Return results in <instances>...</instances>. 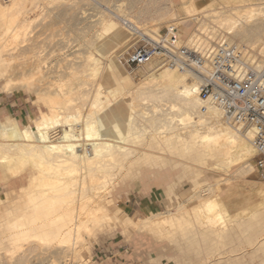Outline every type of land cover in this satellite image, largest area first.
I'll use <instances>...</instances> for the list:
<instances>
[{"label": "bare ground", "instance_id": "bare-ground-1", "mask_svg": "<svg viewBox=\"0 0 264 264\" xmlns=\"http://www.w3.org/2000/svg\"><path fill=\"white\" fill-rule=\"evenodd\" d=\"M150 1L131 0L129 5L119 1L110 8L109 5L104 7L106 10L96 19L99 29L95 27L89 46L106 60L115 49H125L129 39L120 23L121 17L149 29L171 23L167 28L180 31L181 36L179 41L175 31V45L183 39L186 45L202 49L219 43L229 48L237 45L233 39H213V35L220 36L224 32L240 42L238 47L243 53L244 67L256 71L263 69L264 0H234L231 3L224 0V4L215 0L202 6L195 0H178L179 15L169 9L165 11L166 7L139 5ZM169 1L172 5L175 3ZM36 3L38 0L0 1V93H25L37 108V117H30L32 126L16 121L11 114L0 119V174L12 172L11 177L4 180V197L0 195V264H25L29 254L45 255L51 250L56 255L72 254L75 257L85 239L95 237L103 226H119L130 233L127 238L131 240L147 230L156 232L174 225L180 229L189 226L193 241L187 240V245L194 251L201 250L200 241L205 243L206 250L211 242L213 246L215 239L216 242L228 241L237 230L235 227L243 226L240 230L242 239L247 240L249 246H263L264 186L247 187L252 196L246 199L245 206L229 212L217 199L221 181L199 186L198 180V185H193L192 196L179 202L174 211L154 210L135 219L121 217L108 197L113 183L124 180L136 160L162 156L150 150H139L137 145L166 153L167 149H181L190 159L204 165L205 170V166L211 167V171L213 167H219L237 180L239 176L246 177L254 172L253 132L229 124L218 107L202 103L198 97L202 80L188 70L163 68L152 63L148 74L134 85L127 71L119 69L112 59L101 79L95 80L92 76L99 74L102 64L93 52L88 51L83 54V64L79 62L72 69L69 66L68 72L67 63H61L59 70L66 69L67 73L60 76L51 74L47 63L36 57L33 59L40 63L34 65L32 62L28 74L22 72L19 76L13 66L21 61L19 56L24 52L20 45L27 41V38L22 41L19 38L26 35L31 26L25 16ZM138 28L144 35L157 40L156 34L160 30L150 32L148 28ZM207 31L212 36L207 34L202 39L199 35ZM15 50L20 52L13 55ZM5 52H9L7 56L3 54ZM13 59L20 61L14 60L15 63ZM153 59L159 62L160 57L155 55ZM25 61L27 65L29 58ZM17 67L22 69L23 66ZM86 72L89 77L84 76ZM203 107L206 113H201ZM193 162L189 165L193 166ZM230 177L222 178V182L228 183ZM226 187L231 189L232 185ZM244 187L237 185L235 191L244 192ZM256 197L261 200L252 203ZM190 258V254L185 255L178 262L192 264Z\"/></svg>", "mask_w": 264, "mask_h": 264}, {"label": "rangeland", "instance_id": "rangeland-1", "mask_svg": "<svg viewBox=\"0 0 264 264\" xmlns=\"http://www.w3.org/2000/svg\"><path fill=\"white\" fill-rule=\"evenodd\" d=\"M0 1L4 3V1H7V0H0ZM116 1L117 0H69V1L68 0H55V1L54 0H38V3L35 4L34 8L30 10L28 14L25 16L26 19H28L31 24L30 28L27 31V34H26L27 36L24 35L19 38L20 41L27 38V41L20 45L24 54L22 56V52H21L19 56L21 57L20 58L21 61L18 59L17 60L13 59V61L14 60L17 62L20 61L19 63H16L15 61L14 62L17 65H20V67L22 64V66L26 69V71L25 70L23 71V67L22 69L18 68L19 66L17 67V65L12 61V64L13 65L15 64L17 68L15 69L14 67L15 65H14L13 70H15V72L17 70L18 75L19 73L21 74L22 72H25V74H28L29 70L32 69V65L34 64L32 62H35L34 65L37 64L36 62L40 63V61H36L35 59H33L36 57L37 60L38 58H40L42 61L47 63L48 68L50 69L48 71L51 72V74L53 73L54 76H60L70 71L72 68L75 67V65L79 64V62L83 64V61L85 59V55L83 54L89 51V52H93L96 55V58H99L100 64H102L99 66L100 76L99 74L96 76H92L95 80L101 79V75H103L106 72L107 70L106 67H108V65L110 64V60L112 59L119 69H122L123 71L126 72L127 70H124L119 65L118 63L119 58H121L122 56L126 57L127 54L131 53L135 47L142 44L141 39H144V38L142 37L134 38L126 32L128 34V39H129L128 46L125 49H115L107 60L103 59V57H99L98 56L99 54L97 55V53L89 46L92 35L95 33L93 31H96V28L99 29V26L96 25L97 23L96 19L100 16L101 11L106 10L104 7H108L107 5H109L108 8H110L112 5H115V3L119 1H124L126 2V4L128 3V5L131 3L129 2L131 0H119L117 2ZM142 1H145V0H142ZM173 1L175 2L173 3V5L170 4L169 0H158V1L152 0L148 2L147 4L141 3L139 5L141 7H146V6L156 7V8L166 7L165 9L164 8L162 9H164L165 11L169 9L168 11H173L174 13H176V15H179L181 7H178L177 5L178 0H173ZM210 1L214 2L215 0H195V3L198 6H202L206 3H209ZM223 1L224 0L222 1L219 0V4L220 3L224 4V2L231 3V1H234V0H228L229 2L226 0L224 2ZM215 2L218 3V0H216ZM96 5H98L99 7ZM78 8L80 9V11ZM162 24L157 27L154 26L151 29H149L147 26L146 27L150 30V32L151 31L158 32L160 30L156 34V36L158 37L159 35L163 36L165 34V28H167L169 24L172 25L171 23H166V24L162 23ZM136 25L139 27H144L143 29H147L145 28V26H142L139 24H136ZM92 27H94V30ZM179 33L180 31L177 32V34L179 35V41H180L181 36ZM204 34L206 36H204ZM207 34H209V37L212 36V34H210L208 31L206 33H203V35L201 34L199 36L202 37V39H205L208 36ZM216 35H213V39H216V41H219L221 39L222 40L233 39L237 45L240 44V42L236 38L234 39L233 37H231L230 35L224 32L220 36H216ZM186 44H187L186 40L183 39L180 42V44H178L177 46L186 45ZM186 46H192V45H186ZM21 49H18V50H21ZM18 52L15 50L14 52H12V54L14 55ZM8 53L5 52L3 54L7 56ZM26 54H28V57ZM32 54L34 57L32 56ZM252 54L256 55L257 53L252 52ZM23 57H24V60H23ZM15 58H17V56ZM27 58H29V61H27L28 63L26 65L25 59L27 60ZM23 61L25 65L22 63ZM63 62L67 63L66 64V69L68 68L67 72H65L66 69L62 70V72L59 70L60 64ZM152 63H155V64L157 63L156 65H158V67H163V68L166 67V66H163L160 59H159V62L156 59H153V60H150L143 67L133 72L127 71L126 73L134 85H138L142 81L144 76L148 74L149 67ZM69 66L71 69L69 68ZM84 76L89 77L87 72L84 73ZM31 95L33 96V94ZM144 108L148 110L150 109L146 107ZM8 114H11L12 116L14 115L13 118L16 121L32 126V121L30 117L31 118L37 117V108L36 106L32 105L31 101L29 100V96L25 93H22V94L21 93H18V94L17 93H13V94L4 93L3 94V92H1L0 93V119H2ZM16 116L26 117V120L25 121L21 119L19 120L17 119ZM132 146L136 147V145L135 146L132 145ZM137 146L138 147L136 148H138L139 150L141 149L142 151H146V152L150 150V152H153L155 154L158 153L164 156V158L162 156H160L161 157L160 158L158 157V155H155V157H148V158L143 157L142 160L140 159V161L136 160L133 163L134 165L132 164L133 165V167H131L133 168L132 171L131 169H129V171L132 173L128 171L129 175L124 180H117V183L116 181L113 183V186L111 187L108 197H110V200H112L113 205H116V209L119 210L121 217L128 216V217L135 219L137 215L141 217L146 216L147 214L143 215V212L141 211V209L143 208L142 201L144 200L151 201V202L153 201L154 206H155V209H154L155 211H158V212H164L168 210L174 211L175 207L179 205V202L182 203L184 200L185 201L187 200V197L192 196V193H194L193 185L197 184L199 181H200L199 186L204 185L205 183L214 184L217 181H221L219 183V188L221 190L218 193L217 199L218 201L223 202V204L226 206L229 212H234V211H238L241 208H243L245 206L246 199L252 196L249 188L247 187L252 188V187H257V186L258 187L264 186V182H263L264 176H261V174L257 172L254 166L253 159H252V166L254 167V172L251 173L252 175L248 174L246 175V177L239 176V179L234 180L233 177H230L227 172L224 173L225 171H221L219 167L217 168L213 167L212 169L214 171L213 170L211 171V167L205 166L206 167V170H205L204 165H202L201 163L199 164L198 161H196L194 158L190 159V156L187 155L188 153L185 152L186 153L185 154L183 150L181 151V149L172 148L170 150V149H167L165 146H162L163 148H165V150L167 149V153H166V151L164 152L163 150L156 151V149H153V148H152L153 150L148 149L144 145L142 146L137 145ZM143 146L144 148H142ZM169 150H170V154H168ZM180 152L181 153L183 152V153L181 154ZM179 154L181 155L179 156ZM183 155H185V157ZM193 159H194V162L192 161ZM175 161H177L180 165H178V163H176ZM170 162H172V165ZM191 162H193V166L189 165V164H192ZM183 166L185 167L188 166V167L185 169V167ZM191 167L196 168V169H192L193 170L192 171L190 170ZM207 168L208 169L210 168V170L208 171ZM218 169L220 170L218 171ZM187 172H189V174ZM193 172L194 173L197 172V173L194 174ZM5 173H8L9 175ZM5 173L0 174V179H1L0 195L1 197H4V188H3V186L5 185L4 180L8 179L12 175V172H9V171ZM196 174H198L199 176H197ZM198 177L202 179H199ZM226 177H230L231 179L229 180L228 183H223L222 178L225 179ZM235 178H238V177H235ZM235 181H237V183ZM173 182H175L174 185H173ZM231 182L233 183L231 184ZM235 183L237 185H245L244 188H246L247 190L243 188L244 192L242 191L236 192L235 190H237L236 188L237 185H235ZM227 185H232V188L228 189L226 187ZM169 186H171V188L168 191L167 188ZM172 186H174L175 188ZM151 194L152 195L155 194V195L152 196ZM260 200L261 198L259 199L258 197H256L255 199L251 201L252 203H255L256 201H260ZM138 206H139V209H138ZM247 213L248 211L245 212V214ZM175 226L177 225L171 226L172 228L171 227L164 228L163 230L165 231L167 230V233L165 231L161 232L163 230H155L156 232L154 231L152 232V230L151 231L147 230L145 232H142L140 233V235H137L136 237H134V240H136V244H134L133 242L129 244L132 240L128 239L127 235H129L130 233L122 230L119 226L117 227L103 226L99 230V232H97L95 237H93L92 239H85V241L83 242L84 244L78 247L80 250L79 249L77 250L75 257L72 254H69V255L64 254L61 256L56 255L53 250L49 252V254L51 253L50 255L48 253H46L48 255L46 254L44 255L43 253L42 254L38 253L37 255L36 252H33L28 255L29 258H27L28 260L25 264H82V262L83 264H180L178 261L185 255H189V254L191 255L190 259H192L189 261L190 263L192 262V264H264V245L259 248L254 247V246L253 247L249 246L248 245L249 243L247 242V240L242 239V233L240 230L242 229L243 226H236L235 229L237 230H234V232H232V234L229 236L228 241L226 239H222L216 242V239H215V242H213V246H211L212 242L211 240H209L210 238L207 239L206 241H208V243L211 242L208 250H206L207 248H204L206 247L205 243L200 241L199 245L201 247L202 252H200L201 251L200 248L198 250L195 249L194 251L192 246L191 247L193 250H190L191 247L187 245L188 241L189 243L193 241L189 226L188 227L182 226L181 229L180 227L178 226L175 227ZM164 234L165 235L167 234V236L164 237L163 236ZM253 234H255V231ZM157 235H158V238H156ZM190 245H193V244H190ZM188 246L190 248H187ZM118 249L122 253H120L119 255H114V250L117 252ZM78 257H81V258L78 259ZM83 259L85 262L83 261Z\"/></svg>", "mask_w": 264, "mask_h": 264}, {"label": "built area", "instance_id": "built-area-1", "mask_svg": "<svg viewBox=\"0 0 264 264\" xmlns=\"http://www.w3.org/2000/svg\"><path fill=\"white\" fill-rule=\"evenodd\" d=\"M120 23L130 36L144 39L126 57L120 56L119 65L133 72L159 55L163 66L193 72L202 80L200 101L218 107L229 124L253 132L254 166L264 176V67L261 71L244 67L242 50L235 44L229 48L219 43L204 49L177 46L173 28H165V34L154 40L134 23L123 18ZM200 111L206 113V108Z\"/></svg>", "mask_w": 264, "mask_h": 264}, {"label": "crops", "instance_id": "crops-1", "mask_svg": "<svg viewBox=\"0 0 264 264\" xmlns=\"http://www.w3.org/2000/svg\"><path fill=\"white\" fill-rule=\"evenodd\" d=\"M28 115V114H27ZM17 117V119H21V120H26V117H20V116H16ZM152 195V194H151ZM155 194H153L152 196H154ZM136 203V202H135ZM142 203H143V208L141 209V211L143 212V215L144 214H149V213H151L152 212V210H154L155 209V206H154V203H153V201L151 202V201H146V200H144V201H142ZM137 204V203H136ZM138 209H139V206H138ZM137 216H139V215H137ZM137 236V235H136ZM134 243V244H136V240H132L129 244H131V243ZM120 253H122L119 249L117 250V252L114 250V255H119Z\"/></svg>", "mask_w": 264, "mask_h": 264}]
</instances>
